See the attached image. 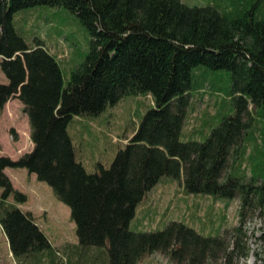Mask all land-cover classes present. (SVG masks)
Returning <instances> with one entry per match:
<instances>
[{"label":"trees","instance_id":"1","mask_svg":"<svg viewBox=\"0 0 264 264\" xmlns=\"http://www.w3.org/2000/svg\"><path fill=\"white\" fill-rule=\"evenodd\" d=\"M35 5L71 10L91 36L66 85L57 55L39 37L29 44L15 26L14 13ZM200 65L229 71V98L219 111L227 101L233 113L214 125L218 111L201 140L182 141ZM0 69L7 78L0 82V110L19 99L33 143L17 159L0 155V226L18 264H138L156 251L179 264H234L247 257L243 225L251 211L264 209V165L255 156L244 163L256 123L264 124V0L203 6L182 0H0ZM199 82L200 90L218 93L212 78ZM139 94L151 96L152 105L131 137L108 166L97 162L87 171L68 130L72 118L96 116ZM6 167L26 168L69 206L78 240L69 249L73 260L52 248L33 215L17 206L27 196L13 186ZM162 176L181 177L186 193L238 198L237 226L216 235L182 220L167 221L163 229H130L138 203ZM9 196L14 201L5 204ZM97 247L107 259L95 255Z\"/></svg>","mask_w":264,"mask_h":264},{"label":"rangeland","instance_id":"2","mask_svg":"<svg viewBox=\"0 0 264 264\" xmlns=\"http://www.w3.org/2000/svg\"><path fill=\"white\" fill-rule=\"evenodd\" d=\"M182 1L191 6H203L215 0ZM14 23L29 44L33 43L34 37H39L43 39L50 52L57 55L64 70L66 85L69 69L83 59L90 45L91 36L77 15L65 7L35 5L16 11ZM202 76L207 82L210 78L215 81L217 94L208 88L199 89ZM193 81L197 82L194 86L199 92L194 89L190 96V105L180 136L182 141L193 138L201 140L202 135L208 130L204 125L217 114L224 99L229 98L227 93L229 71L226 69L211 70L200 65L195 69ZM0 82H7L1 69ZM151 105L152 98L149 95H126L115 105L106 106L102 113L96 116L75 115L72 118L68 130L76 147L77 156L87 171H94L97 162L104 166L110 164L117 149L123 147L131 137L142 115ZM230 113H233V109L226 101V106L214 117V125L221 117ZM202 128L204 131L200 132ZM263 129L264 124L261 121L257 122L253 135L256 140L247 143L244 161L246 166H249L247 159L251 156L260 158L259 161L264 165V138L261 134ZM32 148L30 126L23 111V104L15 97L11 98L0 110V155L17 159ZM231 162L232 160L229 161L228 169ZM4 172L13 186L27 196L26 201L17 203V206L33 215L36 223L48 237L52 248L57 249L60 255L67 259L73 260L74 256L69 249L77 244L78 240L69 206L58 200L52 188L46 182L38 180L36 175L29 173L26 168L6 167ZM246 172L250 174L249 168ZM2 192L3 188L0 187V199ZM13 201L12 196H9L5 199V204ZM239 205L238 198H216L208 194L186 193L181 177L174 179L162 176L138 203L129 227L132 230L163 229L167 221L182 220L203 235H216L219 231L230 232L237 226ZM1 210L2 206L0 214ZM242 231L244 233L242 244L249 253L247 257L234 260V264H261L264 259V209L257 208L251 211ZM94 251L96 256L107 259L101 252L102 247H97ZM13 259L15 258L10 253L0 226V264H16V259L14 261ZM222 262L219 260L206 264ZM138 264L179 263L156 251L142 257Z\"/></svg>","mask_w":264,"mask_h":264},{"label":"crops","instance_id":"3","mask_svg":"<svg viewBox=\"0 0 264 264\" xmlns=\"http://www.w3.org/2000/svg\"><path fill=\"white\" fill-rule=\"evenodd\" d=\"M6 237V236H5ZM7 240V239H6ZM15 259H13V261H14ZM15 263H16V260H15ZM16 264H18V263H16Z\"/></svg>","mask_w":264,"mask_h":264}]
</instances>
